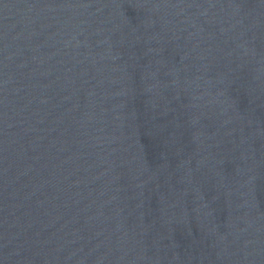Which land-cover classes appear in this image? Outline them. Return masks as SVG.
<instances>
[{
    "label": "water",
    "instance_id": "95a60500",
    "mask_svg": "<svg viewBox=\"0 0 264 264\" xmlns=\"http://www.w3.org/2000/svg\"><path fill=\"white\" fill-rule=\"evenodd\" d=\"M0 264H264V0H0Z\"/></svg>",
    "mask_w": 264,
    "mask_h": 264
}]
</instances>
